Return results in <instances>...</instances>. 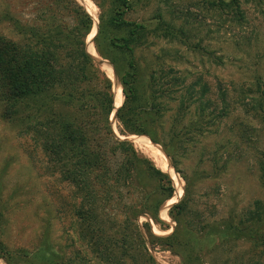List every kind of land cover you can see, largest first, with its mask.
<instances>
[{"label": "rangeland", "instance_id": "rangeland-1", "mask_svg": "<svg viewBox=\"0 0 264 264\" xmlns=\"http://www.w3.org/2000/svg\"><path fill=\"white\" fill-rule=\"evenodd\" d=\"M75 1L93 20L86 50L113 82L115 104V89L122 93V103L116 104L115 110L126 101L121 78L130 73L127 79L136 92L135 97L128 93L130 106L138 111V117L156 120L147 125L148 134L124 135L114 110L110 122L116 137L133 144L141 158L167 174L175 193L161 205L159 221L148 214L134 219L145 204L142 189L154 191L163 199L166 194L168 198V190L162 191L155 178L131 164L133 181L126 187L122 180L111 181L106 192L114 195L99 199V215L91 223L83 213L89 209L90 200L63 177L59 164L28 131L32 118L25 121V117L39 118L40 107H24L11 117H2L0 107V264H191L188 257L192 253L198 264H234L242 256L245 260L260 259L246 239L236 240L239 235L235 231L246 225L241 220L253 203L264 201L256 162L264 143V127L250 113L251 105L243 107L241 103L250 104L248 90H257L258 77L264 80V5L250 9L243 28H220L210 4L217 0H128L130 8L123 19L133 24L132 28L143 26L147 38L135 49L132 69L130 55L110 47L112 38L128 36L111 23L117 10L114 1ZM59 8L54 0H0V35L14 41L33 40L19 35L11 18L29 30L51 27L56 15L58 23L74 28L76 20ZM183 26L191 32L188 43L183 36L178 40L168 35L170 27L176 33ZM101 27L100 43L111 60L98 53L94 42ZM235 38L253 39L251 45L244 46L246 39L233 45ZM91 42L95 52L89 47ZM227 43L230 47L224 52L225 65L220 68L212 54L221 46L226 48ZM171 72L186 78V88L193 85L196 89L197 101L190 112L180 111L176 101L163 98V90L170 86ZM154 76L159 77L156 85ZM219 81L228 88L234 111L202 131L200 128L211 122L213 112L207 111L209 118L201 120L198 99L203 86H207L206 99L216 104ZM53 111L77 115L58 103ZM140 138L162 150L174 177L141 150L136 144ZM122 152L117 153L114 173L124 162ZM215 159L219 165L214 164ZM227 160L228 168L223 169ZM162 183L168 189V179ZM178 187L182 196L173 201ZM178 204H184L182 213L173 210ZM174 233V238L167 241Z\"/></svg>", "mask_w": 264, "mask_h": 264}, {"label": "trees", "instance_id": "trees-1", "mask_svg": "<svg viewBox=\"0 0 264 264\" xmlns=\"http://www.w3.org/2000/svg\"><path fill=\"white\" fill-rule=\"evenodd\" d=\"M56 1L60 4L59 9L68 11L70 17L76 20L74 28L58 23L59 19L56 15L52 18L51 27L47 25L44 29L34 27L27 30L18 19L11 18V25L19 35L33 38V40L26 42L24 38L14 41L0 35L2 117L17 115L24 107L29 109L40 107L39 118L25 117V121L32 118L28 122V131L52 161L59 164L63 177L73 183L90 200L89 209L83 211L89 217L86 220H91L92 223L97 219L100 198L114 195V192H106V186L111 181L122 180L125 187L133 181L129 169V165L133 164L135 168H143L151 178H155L162 191L167 193L168 190V198L166 194L163 199L155 196L154 191L142 189L141 194L145 204L136 211L134 219L148 214L154 221H159L161 205L167 199H171L175 193L172 181L152 162L141 158L133 144L120 141L116 137L110 122L116 106L113 82L95 64L86 50V39L92 31L93 20L75 0H69L67 3L65 0H54ZM113 1L117 10L111 23L117 30L127 32L128 36L112 38L110 47L127 52L130 55L129 67L133 69L135 49L147 41L146 31L141 25L132 28L133 24L123 19L130 8L128 0ZM210 4L215 8L214 11L220 20V28H243L248 23L250 9L264 5V0H217ZM173 29L174 27L168 29V35L178 40L183 36L184 41L188 43L191 32L185 26L176 33L172 32ZM102 31L101 27L94 42L98 53L103 58L110 59L100 43ZM165 31V37H167V29ZM243 39H246L243 42L244 46H248L251 45L253 38H235L232 43L240 45ZM227 44L226 48L220 47L218 55L212 54L214 63L220 68L225 65L224 52L230 47V43ZM129 74L121 78L126 101L117 111L116 119L121 125V134H148L147 125L155 123L156 120L138 117V111L130 106L128 100L131 96L128 93L135 97L136 92L130 88L127 79ZM171 75L170 86L163 90V98L170 102L176 101L180 111L190 112L197 101L195 87L192 85L186 88V78L175 75L173 72ZM158 79L159 77H153L155 85L159 82ZM255 86L257 90L250 89L247 94L251 103H241L243 107L251 105L250 113L264 127V80L258 77ZM202 89L201 98L198 99L201 104L199 111L203 114L201 120L207 119L208 116L205 114L207 111L213 112L211 113L213 117H208L211 122H206L202 128L199 127L205 131L206 127H213L218 120L229 117L234 108H232L233 103L228 88L224 87L222 81H219L217 86L216 104L212 105L211 101L206 99L207 86H203ZM57 103L74 110L77 115L71 117L53 111ZM151 139L154 143H158L153 136ZM119 150L120 153L123 151L125 159L120 163L118 171L114 173V163ZM213 161L215 165H219L218 160ZM256 162L259 180L264 188V143L257 152ZM229 163L230 160H227L222 165L223 169H227ZM113 174L117 178H114ZM167 179L168 189L162 183ZM174 209H179L182 213L185 207L184 204H178L173 207ZM241 224L246 225L235 231L239 235L236 240L246 239L251 251L258 252L260 259L245 260V256H242L234 264H264V201L256 200L253 207L244 213ZM174 235L175 233L167 238V241L173 239ZM192 255L188 257L189 262L198 264L196 259H192Z\"/></svg>", "mask_w": 264, "mask_h": 264}, {"label": "bare ground", "instance_id": "bare-ground-1", "mask_svg": "<svg viewBox=\"0 0 264 264\" xmlns=\"http://www.w3.org/2000/svg\"><path fill=\"white\" fill-rule=\"evenodd\" d=\"M90 39H91V36L89 37V40ZM89 47L93 52H95L93 42L89 43ZM105 65H107V63H105ZM115 93L117 96L116 104L119 106L122 103V93H121L119 88L115 89ZM136 144L141 148V150L146 152L153 159L152 161H154V163H156L158 166H160L163 170L167 171V173H170L172 175V177H174V171H173L172 166L170 165L171 163H169V160L167 159L166 156L163 155V152L159 147L148 142L144 138H140L139 140H137ZM175 180H176V185H177V178H175ZM181 196H182V189L178 187L177 193H176V198H174L173 201L180 199Z\"/></svg>", "mask_w": 264, "mask_h": 264}, {"label": "water", "instance_id": "water-1", "mask_svg": "<svg viewBox=\"0 0 264 264\" xmlns=\"http://www.w3.org/2000/svg\"><path fill=\"white\" fill-rule=\"evenodd\" d=\"M115 74H116V72H114ZM117 75V74H116ZM121 107V106H120ZM120 107L119 108H116V110H115V112H114V116H116V113H117V111L120 109Z\"/></svg>", "mask_w": 264, "mask_h": 264}]
</instances>
